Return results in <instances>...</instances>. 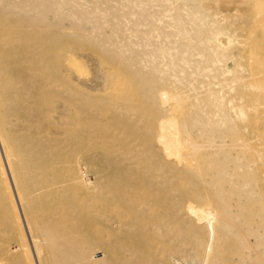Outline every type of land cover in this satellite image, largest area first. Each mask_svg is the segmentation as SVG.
<instances>
[{
	"label": "rangeland",
	"instance_id": "374dc122",
	"mask_svg": "<svg viewBox=\"0 0 264 264\" xmlns=\"http://www.w3.org/2000/svg\"><path fill=\"white\" fill-rule=\"evenodd\" d=\"M262 4L0 0V264H264Z\"/></svg>",
	"mask_w": 264,
	"mask_h": 264
},
{
	"label": "bare ground",
	"instance_id": "6f19581e",
	"mask_svg": "<svg viewBox=\"0 0 264 264\" xmlns=\"http://www.w3.org/2000/svg\"><path fill=\"white\" fill-rule=\"evenodd\" d=\"M253 2V1H252ZM259 2H264L263 0H254V3H259ZM253 4V3H252ZM261 5V4H260ZM264 5V4H262ZM258 6V5H257ZM260 7V6H259ZM262 8V7H261ZM263 56V55H262ZM261 56V57H262ZM72 58V60H70V67L73 69V71L75 72V74L80 77V76H84L87 74V71H86V67L84 65V63L80 60H76ZM263 60V59H262Z\"/></svg>",
	"mask_w": 264,
	"mask_h": 264
}]
</instances>
